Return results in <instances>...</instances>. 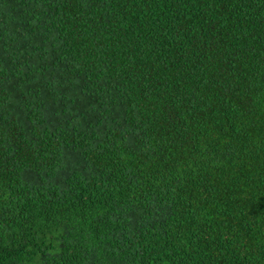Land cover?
<instances>
[{
  "label": "trees",
  "instance_id": "obj_1",
  "mask_svg": "<svg viewBox=\"0 0 264 264\" xmlns=\"http://www.w3.org/2000/svg\"><path fill=\"white\" fill-rule=\"evenodd\" d=\"M0 264H264V0H0Z\"/></svg>",
  "mask_w": 264,
  "mask_h": 264
}]
</instances>
